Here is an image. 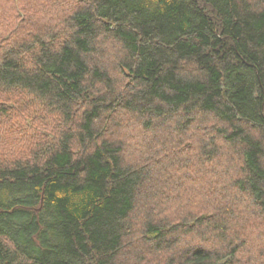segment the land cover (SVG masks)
Listing matches in <instances>:
<instances>
[{
    "label": "trees",
    "instance_id": "16d2710c",
    "mask_svg": "<svg viewBox=\"0 0 264 264\" xmlns=\"http://www.w3.org/2000/svg\"><path fill=\"white\" fill-rule=\"evenodd\" d=\"M0 264H264V0H0Z\"/></svg>",
    "mask_w": 264,
    "mask_h": 264
},
{
    "label": "rangeland",
    "instance_id": "374dc122",
    "mask_svg": "<svg viewBox=\"0 0 264 264\" xmlns=\"http://www.w3.org/2000/svg\"><path fill=\"white\" fill-rule=\"evenodd\" d=\"M190 245H191L190 242H184L181 246H182L183 248H188ZM209 246H210V245H209Z\"/></svg>",
    "mask_w": 264,
    "mask_h": 264
}]
</instances>
